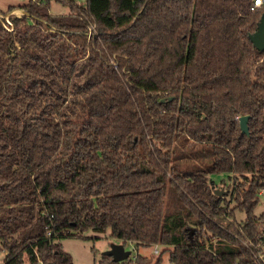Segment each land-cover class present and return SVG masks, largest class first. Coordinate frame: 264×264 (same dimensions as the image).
Wrapping results in <instances>:
<instances>
[{
    "label": "trees",
    "instance_id": "trees-1",
    "mask_svg": "<svg viewBox=\"0 0 264 264\" xmlns=\"http://www.w3.org/2000/svg\"><path fill=\"white\" fill-rule=\"evenodd\" d=\"M51 1L0 12V264H80L57 239L87 230L161 244L174 264H264V51L250 39L264 6L86 0L52 14Z\"/></svg>",
    "mask_w": 264,
    "mask_h": 264
},
{
    "label": "rangeland",
    "instance_id": "rangeland-1",
    "mask_svg": "<svg viewBox=\"0 0 264 264\" xmlns=\"http://www.w3.org/2000/svg\"><path fill=\"white\" fill-rule=\"evenodd\" d=\"M27 2V0H0V12L6 11L9 6L22 4ZM71 3L78 5H83L86 0H52L51 1V13L52 14H66L71 10ZM16 15H21L22 12L16 10ZM1 15V14H0ZM8 17V16H6ZM246 41V40H245ZM247 43V41H246ZM192 142L189 140L186 142V146H190ZM182 146L181 148H183ZM197 159V157L192 156L191 160ZM199 159V158H198ZM201 160V159H200ZM184 161V160H183ZM189 162V161H185ZM185 164L184 162H182ZM190 163V162H189ZM202 160L200 165H202ZM210 180H213L215 185L224 190L226 193L229 187L233 185V179L228 177L227 174H212ZM168 203L166 206L165 214L172 216L178 212V201H173L168 195ZM233 204V202H232ZM264 210V196L262 197V202L256 209L257 213H261ZM236 217L238 220H243L245 218V213L239 210L236 211ZM110 230L106 232L87 230L84 232H72L71 234H63L58 237V241L63 245L65 250L69 251L76 263L80 264H99L100 261L106 256V252L112 248L114 244L123 243V241L114 238L110 234ZM125 248L131 251V258L137 254H142L147 257V264H154L157 258L161 255V264H174L169 260V251H162L163 245H158L159 253H155L154 249L156 245L149 246H139L137 247L135 243L126 242ZM162 252V253H161ZM5 253H0V262L4 259Z\"/></svg>",
    "mask_w": 264,
    "mask_h": 264
},
{
    "label": "water",
    "instance_id": "water-1",
    "mask_svg": "<svg viewBox=\"0 0 264 264\" xmlns=\"http://www.w3.org/2000/svg\"><path fill=\"white\" fill-rule=\"evenodd\" d=\"M22 13H24L23 10ZM250 39L257 49L264 51V14L262 15L257 30L250 35ZM239 120H240V127L242 132L249 134L250 133L249 124H248L249 115H242L239 118ZM215 192L218 194H223L225 191L222 189H216ZM194 232L195 229L191 227L189 230V234L191 237L194 234ZM106 255L111 256L114 261L119 262L128 259L131 256V251L125 248L124 243H117L114 244L112 248L106 252Z\"/></svg>",
    "mask_w": 264,
    "mask_h": 264
},
{
    "label": "built area",
    "instance_id": "built-area-1",
    "mask_svg": "<svg viewBox=\"0 0 264 264\" xmlns=\"http://www.w3.org/2000/svg\"><path fill=\"white\" fill-rule=\"evenodd\" d=\"M253 3H254V7H257V8L264 6V0H253ZM7 20H8V18H7ZM8 22H10V21L8 20ZM90 30H94V27L92 26L90 28ZM259 194L264 196V188H262L260 190ZM259 229H260V231L257 235V238H258V243H259L260 247H262V250L259 252L258 258L261 259L262 262L264 263V218L262 219V221L260 223ZM241 242L245 245H248V246L255 243L253 239H249V238L248 239H242ZM158 245H160V244H156V248L154 249L155 253H159ZM136 256H134L132 258V264H137ZM130 258H131V256H130Z\"/></svg>",
    "mask_w": 264,
    "mask_h": 264
},
{
    "label": "crops",
    "instance_id": "crops-1",
    "mask_svg": "<svg viewBox=\"0 0 264 264\" xmlns=\"http://www.w3.org/2000/svg\"><path fill=\"white\" fill-rule=\"evenodd\" d=\"M16 10H18L19 12H20V11L22 12V9H15L13 12H15Z\"/></svg>",
    "mask_w": 264,
    "mask_h": 264
}]
</instances>
